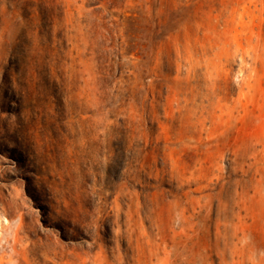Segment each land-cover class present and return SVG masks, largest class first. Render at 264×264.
Listing matches in <instances>:
<instances>
[{"label":"rangeland","instance_id":"obj_1","mask_svg":"<svg viewBox=\"0 0 264 264\" xmlns=\"http://www.w3.org/2000/svg\"><path fill=\"white\" fill-rule=\"evenodd\" d=\"M0 237V264H264V0H0Z\"/></svg>","mask_w":264,"mask_h":264},{"label":"bare ground","instance_id":"obj_2","mask_svg":"<svg viewBox=\"0 0 264 264\" xmlns=\"http://www.w3.org/2000/svg\"><path fill=\"white\" fill-rule=\"evenodd\" d=\"M10 223V222H9ZM9 226V225H8ZM2 240V237H0V241ZM2 261V260H1Z\"/></svg>","mask_w":264,"mask_h":264}]
</instances>
